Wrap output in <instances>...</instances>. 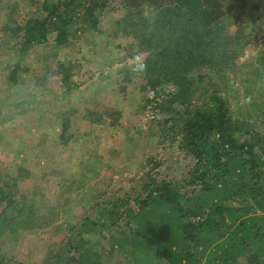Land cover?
Returning a JSON list of instances; mask_svg holds the SVG:
<instances>
[{
  "label": "trees",
  "instance_id": "1",
  "mask_svg": "<svg viewBox=\"0 0 264 264\" xmlns=\"http://www.w3.org/2000/svg\"><path fill=\"white\" fill-rule=\"evenodd\" d=\"M228 1L231 8L222 0H119L123 15L115 23L116 32L132 40L121 49L123 55H144L141 73L156 96L160 133L177 142L193 165L180 181L147 175L131 201L103 208L104 223L82 222L78 241L70 238L48 256L49 264H104L101 253L82 238L84 233L104 237V232L136 264H264V133L253 121L259 117L253 106L241 117L232 107L226 75L250 41L244 29L230 30L249 0ZM108 9V0H44L23 24L7 25L0 44L16 58L8 83L17 85L22 59L54 35L50 66L41 79L71 93L72 67L61 59V48L76 34H99ZM210 71L222 76V87L210 77L204 88ZM163 88L168 92L157 101ZM103 117L113 116L105 110L96 121ZM68 124L66 119L62 123L61 140ZM32 200L15 199L0 186V239H18L41 216L40 203Z\"/></svg>",
  "mask_w": 264,
  "mask_h": 264
},
{
  "label": "rangeland",
  "instance_id": "2",
  "mask_svg": "<svg viewBox=\"0 0 264 264\" xmlns=\"http://www.w3.org/2000/svg\"><path fill=\"white\" fill-rule=\"evenodd\" d=\"M43 1H0V41L7 25L23 24ZM222 1L231 8L228 0ZM108 2L99 34H76L69 46L61 48V59L72 67L75 88L69 94L41 79L50 66L54 35L22 59L24 71L15 86L8 83L7 75L16 58L7 45L0 44V186L15 199L36 197L41 205V216L18 239H0L4 263L49 264L48 256L70 238L78 241L76 231L82 222L89 218L104 223L107 204L131 201L147 175L159 181H180L193 165L177 142L161 135L154 112L156 96L141 73L144 55L125 58L121 49L132 40L118 35L115 27L123 10L119 0ZM234 24L231 32L242 28L250 41L226 70L229 101L239 117L253 106L259 116L253 121L264 133V0H249ZM214 73L209 72L204 88L211 78L223 86L222 76ZM167 92L163 88L156 100ZM105 110L113 117L97 122ZM65 119L69 128L61 140ZM104 235L84 233L82 238L101 253L104 264H136Z\"/></svg>",
  "mask_w": 264,
  "mask_h": 264
}]
</instances>
